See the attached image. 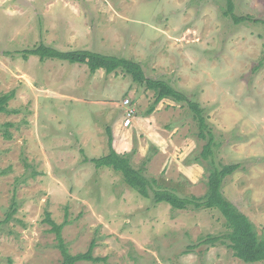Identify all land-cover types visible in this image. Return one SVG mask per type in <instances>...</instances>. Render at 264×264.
Segmentation results:
<instances>
[{
  "label": "rangeland",
  "instance_id": "374dc122",
  "mask_svg": "<svg viewBox=\"0 0 264 264\" xmlns=\"http://www.w3.org/2000/svg\"><path fill=\"white\" fill-rule=\"evenodd\" d=\"M0 0V264H61L43 222H69L71 254L95 242L98 263L245 264L226 246L187 248L226 232L214 209L174 210L130 190L119 174L91 162L112 146L132 167L181 196L206 191L185 103L154 95L121 71L22 52L43 44L134 61L198 103L212 129L213 163L239 164L223 196L264 238V0ZM15 209L6 220L11 207ZM264 264V263H255Z\"/></svg>",
  "mask_w": 264,
  "mask_h": 264
},
{
  "label": "trees",
  "instance_id": "16d2710c",
  "mask_svg": "<svg viewBox=\"0 0 264 264\" xmlns=\"http://www.w3.org/2000/svg\"><path fill=\"white\" fill-rule=\"evenodd\" d=\"M227 9L225 15L230 16L235 24L245 21H258L250 16H236L233 14L232 0H226ZM24 58L29 56L39 57L40 61L46 59L65 61L69 64L86 65L90 74L97 70H103L106 74L121 71L128 75L133 82L144 85L147 90H151L154 95V104H159L165 99L176 103H185L193 114V119L197 126V136L205 141L202 147L200 158L210 161L208 175L206 177V191L203 196H181L175 191L159 187L157 180L146 177L141 171L132 167L130 159L126 155H121L112 146V137L109 132L108 153L91 162L97 169L108 168L121 176L123 183L130 190L136 192L145 199H151L154 204L165 203L174 210L202 209L217 210L224 219L226 232L218 236L208 235L200 239L196 244L189 246L188 253L202 246H215L221 244L232 251L233 256L245 264L264 263V238H260L252 222L241 213L222 193L223 181L240 168L239 164L215 165L213 163L214 140L212 129L203 115V109L198 103L188 100L181 92L173 89L167 82L153 80L145 77L140 64L126 58L96 53L90 50L59 51L55 48L39 44L38 47L22 52ZM14 98V93L0 95V113L8 114V103ZM15 212L13 206L8 213V220ZM43 222L49 227L48 232L54 235L55 248L61 256V264H77L79 262L98 263L104 258L94 257L93 249L95 242L91 241L85 252L71 254L66 242L62 237V231L68 221L66 218L62 223L57 224L52 220L48 211L45 212Z\"/></svg>",
  "mask_w": 264,
  "mask_h": 264
}]
</instances>
